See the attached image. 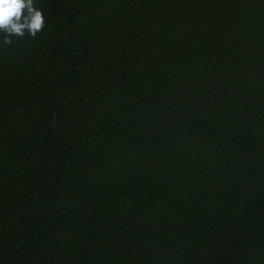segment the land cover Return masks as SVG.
<instances>
[{"label": "trees", "instance_id": "obj_1", "mask_svg": "<svg viewBox=\"0 0 264 264\" xmlns=\"http://www.w3.org/2000/svg\"><path fill=\"white\" fill-rule=\"evenodd\" d=\"M34 6L0 43V264H264V0Z\"/></svg>", "mask_w": 264, "mask_h": 264}, {"label": "clouds", "instance_id": "obj_2", "mask_svg": "<svg viewBox=\"0 0 264 264\" xmlns=\"http://www.w3.org/2000/svg\"><path fill=\"white\" fill-rule=\"evenodd\" d=\"M45 25L42 11L34 0H0V43L11 45L13 37H35Z\"/></svg>", "mask_w": 264, "mask_h": 264}]
</instances>
